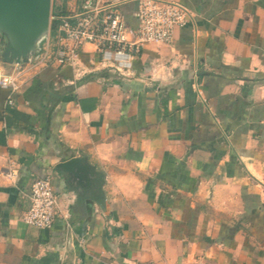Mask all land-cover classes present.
Segmentation results:
<instances>
[{
	"label": "crops",
	"instance_id": "1",
	"mask_svg": "<svg viewBox=\"0 0 264 264\" xmlns=\"http://www.w3.org/2000/svg\"><path fill=\"white\" fill-rule=\"evenodd\" d=\"M164 1L192 18L131 77L87 46L79 67L0 86V169L18 172L0 184V264H264V0ZM74 157L105 175V209L68 189L56 167ZM39 178L50 229L24 221Z\"/></svg>",
	"mask_w": 264,
	"mask_h": 264
},
{
	"label": "built area",
	"instance_id": "2",
	"mask_svg": "<svg viewBox=\"0 0 264 264\" xmlns=\"http://www.w3.org/2000/svg\"><path fill=\"white\" fill-rule=\"evenodd\" d=\"M65 15L54 16L55 27L42 42L39 53L27 65H17L15 73L0 66V86L18 91L29 72L47 67H79L84 49L90 46L99 54L100 70L122 78L132 76L134 60L151 44H167L177 29L192 18L189 9L179 2L164 0H80ZM136 4L137 25H131L124 5ZM98 69V68H97ZM15 168L0 169L3 180L14 183ZM30 208L24 221L39 229H50L58 215V195L50 178L36 179L25 191Z\"/></svg>",
	"mask_w": 264,
	"mask_h": 264
},
{
	"label": "water",
	"instance_id": "3",
	"mask_svg": "<svg viewBox=\"0 0 264 264\" xmlns=\"http://www.w3.org/2000/svg\"><path fill=\"white\" fill-rule=\"evenodd\" d=\"M52 0H0V34L4 47L0 61L26 65L39 53L51 27ZM70 191L80 202L106 208L105 175L86 157H74L57 165Z\"/></svg>",
	"mask_w": 264,
	"mask_h": 264
},
{
	"label": "rangeland",
	"instance_id": "4",
	"mask_svg": "<svg viewBox=\"0 0 264 264\" xmlns=\"http://www.w3.org/2000/svg\"><path fill=\"white\" fill-rule=\"evenodd\" d=\"M79 2L80 0H52L51 25L53 23L54 12L60 9L67 12L70 9H73L76 4L79 5Z\"/></svg>",
	"mask_w": 264,
	"mask_h": 264
},
{
	"label": "trees",
	"instance_id": "5",
	"mask_svg": "<svg viewBox=\"0 0 264 264\" xmlns=\"http://www.w3.org/2000/svg\"><path fill=\"white\" fill-rule=\"evenodd\" d=\"M124 7H123V9H124ZM66 13H67L66 11L60 9V10H57L56 12H54V16H62V15H65ZM127 17L129 19V21L131 22V25H133V26L137 25V20H135V18L133 19V18L129 17L128 15H127ZM55 25H56V22H53L51 25V28L53 29L55 27Z\"/></svg>",
	"mask_w": 264,
	"mask_h": 264
}]
</instances>
